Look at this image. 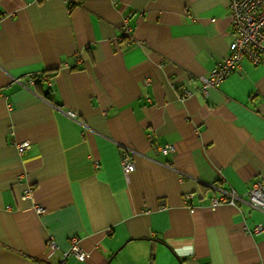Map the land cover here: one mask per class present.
Returning a JSON list of instances; mask_svg holds the SVG:
<instances>
[{
    "label": "crops",
    "instance_id": "0c3cea01",
    "mask_svg": "<svg viewBox=\"0 0 264 264\" xmlns=\"http://www.w3.org/2000/svg\"><path fill=\"white\" fill-rule=\"evenodd\" d=\"M229 2L0 0V264H264V61L199 90ZM223 189L243 200L210 209Z\"/></svg>",
    "mask_w": 264,
    "mask_h": 264
},
{
    "label": "built area",
    "instance_id": "2783aa9c",
    "mask_svg": "<svg viewBox=\"0 0 264 264\" xmlns=\"http://www.w3.org/2000/svg\"><path fill=\"white\" fill-rule=\"evenodd\" d=\"M229 14L231 19V25L234 33V39L229 44L228 55L209 72L207 77L201 81L199 90L208 95L211 89L218 88L221 83L236 69H239L242 65V61L248 60L252 64H259L264 61V0H230L229 2ZM132 26L129 23L128 16L123 18V24L121 27L122 37H131ZM52 85V79L48 75L42 77ZM35 79L30 78L28 84H33ZM191 90L185 91V96L191 94ZM69 115L76 118V114L69 112ZM17 148L20 153L25 152L31 148V142L28 140L20 141L17 143ZM162 150L164 152H172L174 148L172 145H165ZM122 168L126 175L131 173L135 165L134 163L124 158L122 160ZM30 190L22 195L23 199L30 198ZM193 194L187 193L184 196V200L189 202ZM242 196L235 189H223L218 196L211 198L209 207L215 210L221 205H232L238 207L239 202L242 201ZM248 202L255 208L264 211V181H256L249 193ZM162 208H166L163 203ZM190 211L194 213L195 207L188 205ZM36 210L38 213L44 212L42 206L37 205ZM261 226H257L256 230H260ZM47 248L49 252H54L59 248L57 242L51 237L47 241ZM70 256H75L80 260H84L89 254L83 250L80 245V239L78 236L71 237L70 246L67 250L63 251V259L61 263H65L66 259Z\"/></svg>",
    "mask_w": 264,
    "mask_h": 264
},
{
    "label": "water",
    "instance_id": "95a60500",
    "mask_svg": "<svg viewBox=\"0 0 264 264\" xmlns=\"http://www.w3.org/2000/svg\"><path fill=\"white\" fill-rule=\"evenodd\" d=\"M150 257H151V261H150V264H152V260L156 257V254H154V253H151L150 254Z\"/></svg>",
    "mask_w": 264,
    "mask_h": 264
}]
</instances>
